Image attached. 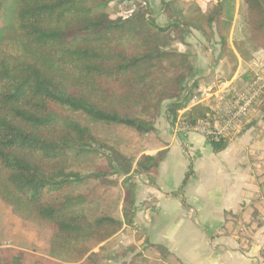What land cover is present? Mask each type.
<instances>
[{
    "label": "trees",
    "instance_id": "1",
    "mask_svg": "<svg viewBox=\"0 0 264 264\" xmlns=\"http://www.w3.org/2000/svg\"><path fill=\"white\" fill-rule=\"evenodd\" d=\"M111 1L0 0V203L48 230L49 254L61 264H97L93 251L133 223L135 180L155 186L165 152L147 154L164 146L152 121L163 102H176L169 109L174 117L190 100L181 98L193 72L190 55L172 44L194 30L208 42L217 38L221 56L230 54L223 20L229 0L204 9L192 0L183 12L178 0L162 1L165 27L149 18L145 0H117L142 2L126 17L100 18L95 11ZM241 1L246 42L264 53V0ZM259 109L264 116V101ZM204 110L198 105L183 117L193 122ZM90 123L129 130L139 145L130 156L111 150L109 166L81 176L72 159L106 143ZM228 142H212L213 153ZM110 191L120 195V209ZM102 204L106 211H92ZM0 264L25 263L0 246Z\"/></svg>",
    "mask_w": 264,
    "mask_h": 264
},
{
    "label": "crops",
    "instance_id": "2",
    "mask_svg": "<svg viewBox=\"0 0 264 264\" xmlns=\"http://www.w3.org/2000/svg\"><path fill=\"white\" fill-rule=\"evenodd\" d=\"M160 27L169 21L161 1L146 0ZM192 0H178L179 7ZM204 9L212 0H194ZM228 22L230 54L220 55L218 39L208 42L190 30L172 46L189 53L193 72L184 91L209 92L223 83L253 74L264 78V53L252 50L236 22L242 1L234 0ZM162 103L152 121L164 146L147 152L165 155L155 186L140 178L132 225H123L107 244L93 251L99 264H260L264 247V116H250L230 137L227 148L214 154L211 144L195 133L172 130L176 116ZM180 110L179 112H181ZM102 250V251H101ZM100 254V255H99ZM98 256V258H97Z\"/></svg>",
    "mask_w": 264,
    "mask_h": 264
},
{
    "label": "rangeland",
    "instance_id": "3",
    "mask_svg": "<svg viewBox=\"0 0 264 264\" xmlns=\"http://www.w3.org/2000/svg\"><path fill=\"white\" fill-rule=\"evenodd\" d=\"M142 2V1H138ZM137 1H133L131 3H126L121 5L117 2V0H112L111 3L107 6L105 10H97L95 11L96 14L100 18H115V17H126L131 12L134 11V6L138 4ZM162 2V1H161ZM234 0H229L227 3V10L225 19L227 21H231L234 18ZM148 9V16L151 20L154 21L152 18L153 11L151 7L147 4L145 0L144 3L141 5ZM181 12L184 10V6H180ZM161 10L162 7L160 6ZM176 11V10H175ZM180 13V12H179ZM240 15L236 22L239 21L240 23ZM175 43V42H174ZM172 44V46L174 45ZM173 49V48H172ZM176 50V49H174ZM177 51V50H176ZM69 116V115H68ZM73 120L82 122L81 119L77 118V116H70ZM91 130L93 131L94 135L100 139H104L106 141L103 148H99L97 146H93V151L87 157L82 159H72L71 168L76 173H79L81 176H86L89 173L93 172L95 167L98 165H103L105 167L109 166V163L113 159V153L111 150L118 152L123 151L124 155H132L133 150L138 147V141L133 136V134L129 130H109L105 129L100 126H95L93 124H89ZM115 165V164H113ZM114 178V177H113ZM118 181L122 180V178H117ZM140 179V178H139ZM135 180V179H134ZM136 187L134 189V207L136 209V199L135 194L136 190L138 189V185L140 180H135ZM120 183V182H119ZM87 187H80L77 188L76 191L85 192L87 191ZM114 190V189H113ZM110 195L113 194V198H118L119 200H115L119 202L118 207L120 209L121 200L120 195L116 192H109ZM104 202V200H103ZM106 206L103 204L96 207L95 210L92 211H106ZM109 211V209H108ZM93 215H89V218H92ZM51 233L36 224H28L24 222L19 217L13 215L11 211L0 203V246L2 248L14 250L15 256L19 257L25 264H61L63 263L61 259L51 256L49 254V241H50ZM100 255V254H99ZM31 257H38L43 260V262H39L35 258ZM99 264V263H97Z\"/></svg>",
    "mask_w": 264,
    "mask_h": 264
},
{
    "label": "built area",
    "instance_id": "4",
    "mask_svg": "<svg viewBox=\"0 0 264 264\" xmlns=\"http://www.w3.org/2000/svg\"><path fill=\"white\" fill-rule=\"evenodd\" d=\"M189 95L190 100L178 112L172 130L195 133L210 144L216 143L220 139H230L244 121L260 112L259 107L264 101V78L258 74L246 80L238 77L209 92H191L188 88L181 98ZM198 105L205 106L203 115L193 122L185 120L184 114ZM260 264H264V247Z\"/></svg>",
    "mask_w": 264,
    "mask_h": 264
}]
</instances>
